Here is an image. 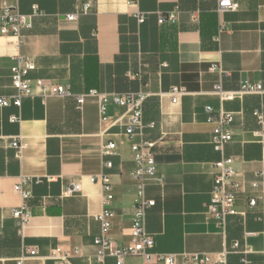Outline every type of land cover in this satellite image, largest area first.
<instances>
[{
	"label": "crops",
	"instance_id": "obj_1",
	"mask_svg": "<svg viewBox=\"0 0 264 264\" xmlns=\"http://www.w3.org/2000/svg\"><path fill=\"white\" fill-rule=\"evenodd\" d=\"M231 1L237 8L221 11L219 0H0V10L8 6L33 14L20 43L0 35V96L15 93L11 67L20 54L36 65L29 74L33 85L47 79L75 94L148 93L143 121L155 123L129 137L130 113L111 103L102 120L94 98L82 111L73 98L61 96L31 95L21 107H0V264H17L24 255L26 264H58L50 258L56 248L74 253L72 264H118L112 256L98 259L94 240L101 233L97 215L108 209L114 214L111 239L118 246L131 241L132 143L153 144L157 173L164 179L146 190L157 202L146 221L154 252L178 254L176 264H191L183 253L224 252L227 264H264V191L251 186L264 168V92L224 102L212 93L219 82L227 91L245 81L264 89V0ZM88 2V13L66 18ZM172 12L176 21L159 22ZM213 65L223 72L211 70ZM173 86L187 91L176 103L168 95ZM208 105L233 118V139L222 152L211 143ZM13 115L20 121H12ZM16 138L21 150L12 145ZM109 141L116 143V155H102L100 147ZM223 157L233 158L235 180L243 186L236 195L239 213L228 217L225 229L206 213L215 163ZM107 161L112 168L104 166ZM101 173L114 196L107 207L102 184L90 178ZM23 177L32 190L33 217L20 235L12 209L21 203L14 187ZM36 178L42 181L35 183ZM72 182L80 183V191L64 194ZM253 197L255 208L249 206ZM124 264H143V259L128 256Z\"/></svg>",
	"mask_w": 264,
	"mask_h": 264
},
{
	"label": "built area",
	"instance_id": "obj_2",
	"mask_svg": "<svg viewBox=\"0 0 264 264\" xmlns=\"http://www.w3.org/2000/svg\"><path fill=\"white\" fill-rule=\"evenodd\" d=\"M92 4L86 3L77 13L68 14V20H75L79 14L88 13ZM237 4L231 0H219V9L229 10L237 8ZM31 15L20 13L16 9L8 6L0 10V35L14 36L18 39V43L22 41V30L30 27L32 24ZM177 19L176 12L168 15H161L159 22L164 23L174 22ZM139 22H144L145 16L138 14ZM36 68L33 60L23 55L14 56V64L11 67L12 85L15 93L11 96H0V107L15 105L21 107L23 98L31 95H39L43 99L50 96H61L73 98L76 102L78 111H82L83 107L89 98H94L98 102L99 113L102 120L107 119L108 106L111 103L126 109L130 113V122L126 129V134L129 137L134 136L136 133H142L146 127H154L155 123L148 124L143 121V104L148 97V93L143 91H126L119 93H106L97 89H90L87 92L75 94L72 92L70 86L63 85L47 79H37L32 84L29 74ZM213 71L223 72L220 66L213 65ZM264 92L263 86L260 83L254 84L250 81H245L240 85L236 91H227L221 82L214 85L212 93L216 95L220 101H230L236 97H243L247 94H261ZM187 94V91L182 86H173L169 91L172 102H178L180 98ZM208 115V121L214 125L211 137V143L216 151L222 152L226 145L233 139L232 131V116L227 113L222 107L214 109L208 105L205 107ZM11 120L16 122L20 121V116L13 115ZM264 124V122H263ZM261 136L264 139V131ZM12 145L18 150L22 149V142L20 138L14 139ZM152 143H132L131 149L134 154L135 167L133 174L136 180V202L134 207L133 222L130 230L131 241L130 243L118 246L111 239L109 231L112 227L111 218L113 212L104 209L97 219L101 223V233L98 235L94 242L98 247L97 257L102 260L106 256L115 257L118 264H124L125 258L128 256H139L143 259V264H176V259L179 256L176 253L164 254L154 252L155 239L147 231L146 221L147 212L150 208L156 205V200L147 196V186L156 181L160 184L164 183V179L160 177L156 169V160L152 152ZM117 145L114 141L104 143L100 147L102 155H116ZM232 157H223L215 163L217 172L214 177V185L211 191V200L206 206V213L208 217L216 221V223L225 229L228 217L238 214L235 208L236 195L242 190V183L235 180L237 175L233 167ZM107 168H112L111 161L104 163ZM91 181L100 182L103 186V205L107 207L113 200L112 187L109 184L106 174L101 173L91 176ZM52 180L51 177L47 178ZM42 178H36L35 183H40ZM28 179L23 177L19 183L14 187L15 191L21 196V203L19 206L12 209V215L17 221L18 232L24 235L26 229L30 226L32 221V209L29 203L32 197V190L27 186ZM253 188H262L264 191V168L257 172L255 180L251 182ZM81 185L79 182H72L64 189V194H72L79 192ZM264 198V196H263ZM257 199L251 198L249 206L255 208ZM235 248L239 247V242L233 244ZM35 251L31 250L30 255H34ZM76 254V252H75ZM74 253L56 248L52 251L50 258L57 261L58 264H72L71 258ZM182 258L191 264H208L212 261L215 264H227L226 252L213 256L211 254L202 253H183L180 254ZM27 256H22L18 259L17 264H26Z\"/></svg>",
	"mask_w": 264,
	"mask_h": 264
}]
</instances>
